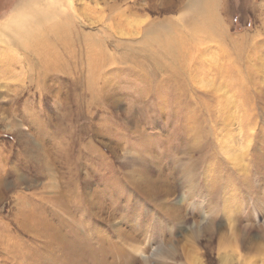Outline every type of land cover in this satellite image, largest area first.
Wrapping results in <instances>:
<instances>
[{
  "label": "rangeland",
  "instance_id": "374dc122",
  "mask_svg": "<svg viewBox=\"0 0 264 264\" xmlns=\"http://www.w3.org/2000/svg\"><path fill=\"white\" fill-rule=\"evenodd\" d=\"M54 8L0 20V264H264V0Z\"/></svg>",
  "mask_w": 264,
  "mask_h": 264
},
{
  "label": "bare ground",
  "instance_id": "6f19581e",
  "mask_svg": "<svg viewBox=\"0 0 264 264\" xmlns=\"http://www.w3.org/2000/svg\"><path fill=\"white\" fill-rule=\"evenodd\" d=\"M65 2H66V0H28V2L26 3V5L24 7V16H23V13H22V10H21V12L17 13L15 15V17L10 18V19L7 20V22H5L6 26L9 27L11 32H13L12 36H9V38L5 39L6 42H8V39H9L11 42H13V41L18 42L17 44L19 46H21L22 45V40H16L17 38L21 39L22 37H24V39H25V36H23L24 34L30 35L31 32H33L34 30L37 29V27L38 28L41 27L43 33L40 34L41 36L40 35L39 36L44 38V40L48 43L47 45H49L50 48L52 47L54 49L55 47H57V45L59 47H61L62 45L66 46L65 42L63 41L64 38L62 39V35H61L63 33L62 32V29H63L62 27L63 26H61V23H57V22L53 21L54 18H57L56 17V12L57 11L54 8L55 4L58 3L59 5H62ZM66 18H68V17H66ZM64 20H65V18H64ZM53 34L55 35L53 38H52V36L51 37L49 36V35H53ZM28 35H26V36H28ZM35 35H37V34H35ZM0 36H2V35H0ZM15 36H17L16 39H15ZM33 37L35 38V36H33ZM41 42L39 44H41ZM46 42H44V44ZM44 44H43V46H44ZM29 45H31V44H29ZM24 48H25V46H24ZM68 48H70V47H68ZM33 49H34V47H33ZM35 49H37V48H35ZM41 49H43V48H41ZM51 52H53V51H51ZM141 66H142L141 64L138 65V67H141ZM8 68H9V66H8ZM237 143H238V141H237ZM233 144H234V142H233ZM235 148H236V146H235ZM234 154H236V153H234Z\"/></svg>",
  "mask_w": 264,
  "mask_h": 264
},
{
  "label": "clouds",
  "instance_id": "9594fccd",
  "mask_svg": "<svg viewBox=\"0 0 264 264\" xmlns=\"http://www.w3.org/2000/svg\"><path fill=\"white\" fill-rule=\"evenodd\" d=\"M25 7V5L23 4H12L5 13H3L2 16H0V20H2L3 22L5 20H8L10 18L15 17V15L21 11L23 8Z\"/></svg>",
  "mask_w": 264,
  "mask_h": 264
}]
</instances>
